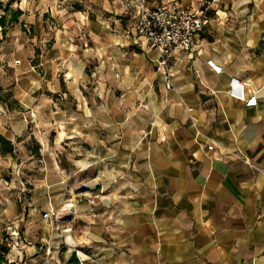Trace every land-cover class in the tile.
Masks as SVG:
<instances>
[{"label": "crops", "instance_id": "1", "mask_svg": "<svg viewBox=\"0 0 264 264\" xmlns=\"http://www.w3.org/2000/svg\"><path fill=\"white\" fill-rule=\"evenodd\" d=\"M67 13L65 35L80 42H56L73 67L63 63L55 83L64 105L0 101V137L13 146L0 149V228L26 229L17 257L41 264L36 241H47L52 264L72 254L81 264H264V0H216L191 55L169 61L170 89L153 48L107 42L127 30H106L101 11ZM75 143L80 159L61 163ZM67 204L70 234L56 250L54 223L46 240L45 222L25 216Z\"/></svg>", "mask_w": 264, "mask_h": 264}, {"label": "rangeland", "instance_id": "2", "mask_svg": "<svg viewBox=\"0 0 264 264\" xmlns=\"http://www.w3.org/2000/svg\"><path fill=\"white\" fill-rule=\"evenodd\" d=\"M153 1H155L156 4H162L160 6H169L171 4L179 3L180 5L177 4L178 6L186 8L190 7L195 0H152V2ZM207 1L211 3L209 7L211 10L209 11V15L211 16L212 5L216 0ZM1 2L3 5L9 3L10 11L14 12L15 10H19L22 13L18 17V21L8 26L4 33L0 28V101L8 100L7 107L12 108L13 110L19 108L20 110L25 111L26 109V104L21 105L15 99V96L18 95H26L27 97H30L33 94L32 97L36 101L34 102L36 103L35 105L40 103V108L44 110L48 109V100L49 103H51V101L56 99L55 104L58 108L61 103H63L61 106L64 105L65 97L63 95L57 97L59 92H62L61 90L63 88L60 87L57 89L58 86L55 85V83L57 80L62 81L64 79L65 73L63 71L67 68L66 64L69 66L68 69L73 67H70L72 64L69 59L67 62L65 61L66 58H64L65 56L62 50L61 54L55 50L56 42L59 43L61 40V44L63 45L66 44V40L70 43L72 41L80 42V38L75 35L71 38H67L68 36L66 37L65 35V30L74 27L70 21V14L67 13L69 10H81L86 16L89 13L95 14L96 11H101L106 30H127L124 33V36L115 33H113L115 36H110L111 34L105 35V40L107 42L117 40L120 46H124L125 40L128 41L130 39L134 46H140L141 48L144 46L151 47L145 40L139 39L135 32L138 4L143 2L146 9L153 10L156 7H147V3L151 2L150 0H128L130 7L132 8L129 12L124 11L121 6V4L125 3L124 0H102L104 6V9L102 10H100L99 4H95V0H92L91 2L88 1L89 4H87L85 0H1ZM188 4L189 6H185ZM223 5L227 6V0H218V7L220 8ZM250 7H255V5L247 6V8ZM2 14L3 12L0 10V16ZM73 21L77 24L79 29L83 28L86 30L89 28L87 21L82 23L81 20H76V18H73ZM83 29L82 31H84ZM81 35H83V33ZM116 45H118V43ZM195 46L196 42L191 51L181 53L178 56L185 55L188 57L194 51ZM155 51L159 56L157 69L163 71L164 78L167 74L169 79H171L168 64L171 59H175L178 56L176 55L169 58L166 67H163L160 65V54L157 50ZM57 119L63 123L66 118L60 117ZM39 120L43 123H47L48 121L47 117ZM28 142L30 145L34 142L33 147L35 148V141H33V138H29ZM79 148L80 144L75 143L72 145V149L65 148L61 150V154L58 155L61 163H63V159L67 157V155L71 156L76 161L79 160ZM83 186L86 187L87 184H84ZM66 207L67 208H63V210L57 209L55 212H46L41 208H35L36 211L33 210L34 208H31L32 213H27L25 216L30 219L33 216H39L41 220L45 222L43 224L44 228H42V232L44 233L46 240L48 231L45 224L47 220L52 221L50 223H54L57 236L56 241L58 242V244L56 243V250L61 249V246H63L62 244L68 240L70 234V230H66L63 224L68 220V218L64 216V213L68 216V214L72 212V207L68 204ZM54 213L55 215H53ZM44 214H47L48 216L44 217ZM39 230L40 229H36L35 225H31L29 232L35 235ZM25 232L26 229L22 227L21 224H16L14 226L6 224L0 228V245L5 244L9 248L8 254L6 255L8 262H15L16 264L38 263L39 259L37 260V258L17 257L18 252L22 249V245H26L25 243H27L26 241H23ZM36 243L37 247L44 251V256L40 259V262H42L41 264H52L50 261L52 254L49 252V242L36 241ZM27 255L29 256V253Z\"/></svg>", "mask_w": 264, "mask_h": 264}, {"label": "built area", "instance_id": "3", "mask_svg": "<svg viewBox=\"0 0 264 264\" xmlns=\"http://www.w3.org/2000/svg\"><path fill=\"white\" fill-rule=\"evenodd\" d=\"M121 4L124 11L132 8L128 0ZM210 2L195 0L190 7H180L177 4L146 9L143 2L138 4L135 32L139 39L145 40L160 54V65L166 67L172 56L187 53L195 45L197 36L210 21ZM166 89L171 88L169 76H165ZM250 99L248 104H254ZM33 210H36L35 208ZM37 211V210H36ZM44 214V217H47Z\"/></svg>", "mask_w": 264, "mask_h": 264}, {"label": "trees", "instance_id": "4", "mask_svg": "<svg viewBox=\"0 0 264 264\" xmlns=\"http://www.w3.org/2000/svg\"><path fill=\"white\" fill-rule=\"evenodd\" d=\"M15 1V0H12ZM0 10H2L3 14L0 16V28L4 33L5 29L16 23L18 21V17L22 14L19 10L10 11L9 3L3 5L0 0ZM0 149L1 152L7 153L13 150V146L10 142L6 141L4 138L0 137ZM9 248L5 244L0 245V264H16L15 262H8L6 259V255L8 254ZM66 264H81L79 260L76 258L75 254H72L70 259Z\"/></svg>", "mask_w": 264, "mask_h": 264}]
</instances>
